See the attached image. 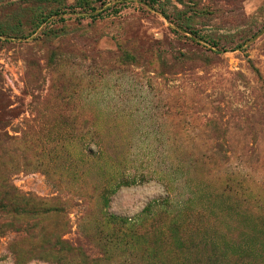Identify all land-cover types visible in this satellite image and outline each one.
<instances>
[{"label": "rangeland", "instance_id": "374dc122", "mask_svg": "<svg viewBox=\"0 0 264 264\" xmlns=\"http://www.w3.org/2000/svg\"><path fill=\"white\" fill-rule=\"evenodd\" d=\"M0 264H264V0H0Z\"/></svg>", "mask_w": 264, "mask_h": 264}, {"label": "trees", "instance_id": "16d2710c", "mask_svg": "<svg viewBox=\"0 0 264 264\" xmlns=\"http://www.w3.org/2000/svg\"><path fill=\"white\" fill-rule=\"evenodd\" d=\"M41 1H49V0H41Z\"/></svg>", "mask_w": 264, "mask_h": 264}]
</instances>
